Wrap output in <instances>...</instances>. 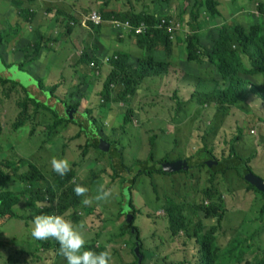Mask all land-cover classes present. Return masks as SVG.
<instances>
[{"label": "rangeland", "instance_id": "rangeland-1", "mask_svg": "<svg viewBox=\"0 0 264 264\" xmlns=\"http://www.w3.org/2000/svg\"><path fill=\"white\" fill-rule=\"evenodd\" d=\"M154 1L116 0L115 7L121 11L133 8L140 11L153 6ZM103 5L99 2L89 3V0H63L46 9L36 2L25 1L19 10L29 14L28 19L23 18L28 26L24 25L18 7L0 6V30L12 37L9 42L0 44V75L20 85L11 90L10 83L3 84L0 80V165L7 175L6 179L0 177V192L9 191L14 197L20 198L14 206H6L9 207L7 211H12L16 217L0 216V264H66L65 259L53 249L50 253L39 255H51L52 261L32 255L34 249L39 247V240L31 235L32 221L39 214L22 195L23 184L13 180L9 169H5L7 160L17 164L27 160L33 165L26 162L20 171H35L50 180V161L53 157H67L77 170L79 183L84 182L88 189L95 178L98 179V188L104 183L114 188V195L107 202H102V207H97L98 202L94 201L85 208L81 204L67 213L73 222L86 224L89 236L86 247L93 244L110 246L112 264L135 263L132 254L134 243L128 242L132 239L131 235H126L119 242H110L108 239L109 236L114 237L111 234L120 233L119 228L126 221L124 213L128 211L129 197L130 205L135 209V226L140 230L139 245L142 246L140 252L145 256L144 264H196L201 246L195 236L198 216H195L194 209L208 189L216 191L224 200L226 208L222 227L216 234L217 249L214 253H218V264L264 262V213L261 212L264 208V192L252 189L250 182L239 175L237 170L243 163L224 174L214 173L207 165L210 159L220 161L229 156L231 140L242 128L243 135L235 147L239 155L248 159L249 169L264 180V101L256 94H248L245 101L249 102V106L246 102H240L227 114L215 104L197 103L195 94L221 87L222 81L215 68L209 71L186 58L190 9L195 5V0H168L167 5H164L171 26L175 28L171 35L173 55L167 57L157 54L156 58L169 62V70L144 79L127 101L113 102L109 104L110 107H104L101 91L112 69L111 57L117 51H127L137 57L141 54L136 49L134 38L129 36L130 30L111 23L115 20H105L100 31L91 26L88 17L93 11H101ZM108 7L111 9L110 5ZM218 7L222 13L220 16L213 17L209 12L199 14L201 30L198 42L200 45L205 44L203 48L206 50L211 48L217 29L223 24L239 23L248 28L257 22L264 23V0H222ZM28 8L36 10L33 17V12ZM196 9L199 12L200 8ZM202 9L206 10L205 7ZM15 17H20V22H13ZM76 17L80 19L79 22ZM69 27H72L70 32ZM39 42L42 44L38 51L36 44ZM101 42H104L103 47ZM86 47L102 62L99 69L89 75L82 67L80 69L76 59ZM41 48L44 51L42 56L43 51L39 53ZM242 61L249 64L245 55ZM78 71L85 75L82 76ZM39 78L46 88L58 84L55 95L61 101L68 100V91L72 86L80 83L85 85L90 99H83L80 110L92 108L97 131H103V139L110 143V149L111 142L118 143L116 148L121 151L125 166L138 161L147 163L148 169L151 164L166 157L175 170L167 175L152 171L149 176L144 172L136 184L130 186V195L125 199L122 183L127 182L123 175L114 177L115 169L111 167L108 154L110 150L90 147L86 151L83 144L86 139L84 135L78 137L80 126L74 122L61 128L51 144L54 135L48 138V126L52 120L39 118L33 103L28 102L27 107L21 104L26 98L23 87L31 96L53 99L50 103L59 107V99L55 100L56 97L50 98V94L43 95L40 92ZM246 80L249 86H263L262 79L257 76H250ZM180 101L183 106H178ZM60 108L62 110L63 107ZM20 113L24 115L25 123L15 129ZM128 114L131 120L123 125ZM151 137L154 138V148L150 144ZM204 146L213 149V155L204 157L202 154V160L197 157L194 159ZM151 152L154 157L149 159ZM184 161L192 166H187L189 169L185 170L176 169V163ZM129 172L125 170L124 174H130L131 179L134 173ZM98 188L91 189L89 195L94 196ZM122 196L124 203H121ZM169 203L184 205L187 216L186 235L181 232L174 240L165 212L171 207ZM204 220L207 227L216 223L215 218ZM105 224L108 225L107 231ZM209 263L214 264L211 260Z\"/></svg>", "mask_w": 264, "mask_h": 264}, {"label": "trees", "instance_id": "trees-1", "mask_svg": "<svg viewBox=\"0 0 264 264\" xmlns=\"http://www.w3.org/2000/svg\"><path fill=\"white\" fill-rule=\"evenodd\" d=\"M34 3L38 0H14L15 6H23V3ZM116 0H105L103 7L101 8V13L104 20H115L113 23L117 27H123L124 29H129V36L133 37L135 44L137 46V51L140 52L141 56H133L127 51H117L110 59V65L112 69L106 77L104 82L103 89L101 91V96L103 98V106L110 107L109 104L113 102H125L128 97L132 96L137 87L141 82L151 76L161 75V73L169 70L171 64L164 60H159L156 58L157 54H164L167 57L173 55V44L171 35L172 32H175V28L171 26V19L167 16L165 12V5L162 0H155L153 6H148L146 9H141L140 11L133 9L123 10L116 9L115 7ZM222 0H195V5L190 9L191 12V21L189 22L190 32L188 36V42L186 45V58L189 61L197 62L198 66H202L207 70H212L215 68V72L220 75L222 81L221 87H216L210 92H202L195 94L194 97H197L198 104H215L219 110L227 114L231 111L240 102H246L249 106V102L245 101L248 94H256L264 101V23L257 22L254 25L246 28L242 24H223L220 26L217 31L213 43L209 50L203 48L205 44L200 45V24L198 22L199 14L202 15L206 13L217 17L220 16L221 11L218 7ZM111 6L109 9L108 6ZM202 7H205L206 10H203ZM196 8H200L199 12ZM30 8H28L29 10ZM20 15L28 19L29 14L21 12ZM31 14L33 17L35 14ZM189 19L190 15L188 14ZM166 20V25L163 26L161 20ZM91 26L98 31L102 29L103 24H94L92 21H89ZM92 22V23H91ZM124 22H128L129 26H124ZM168 26L172 28L171 31L168 30ZM200 26V27H199ZM72 27L68 28L70 32ZM140 29V31H137ZM14 34V33H13ZM94 36V35H92ZM12 37L4 35L0 30V44L3 41L9 42ZM210 42V40L208 41ZM212 42V41H211ZM42 42L36 44L37 50ZM2 45V44H1ZM103 47V43L101 42ZM208 49V47H207ZM43 48L40 49L41 53ZM162 52V53H161ZM1 54V53H0ZM245 55L249 61V64H245L242 61V56ZM77 61L81 67L86 70V75L92 73L93 71L99 69L102 62L95 53L92 54L91 49L86 47L80 56H76ZM92 64V65H91ZM88 66H94L93 68H85ZM95 68V69H94ZM81 71V70H80ZM79 71V72H80ZM82 73V76L85 73ZM250 76H257V78L262 79L263 86H249L248 79ZM1 83H10V89L18 88L20 85L12 81L5 76L0 75ZM38 87L40 92L43 95L50 94V98L56 97L55 100L59 99L55 95L58 84L50 85L52 87H44L42 85L43 81L41 78L37 80ZM44 84V83H43ZM72 86L68 91V100L61 101L60 105L57 107L56 104L52 105L50 100L44 97L31 96L25 88L22 89L26 92V98L21 104L24 107H27L28 102L34 104L37 114L39 113V118L45 117L48 121L52 120V124L48 126L49 134L48 138L53 136L51 144L54 142V137L56 133L61 129L66 127L69 123L74 122L79 124L80 132L78 137L84 135L86 139L83 144H85V150L88 151L90 147L99 149L101 148V142L103 139V131H97L95 126V121L93 119V110L92 108H87V110H80L81 104L84 101L83 99H90L88 90L85 89V85ZM74 87V88H73ZM76 88V89H75ZM39 98V99H38ZM193 98V97H192ZM37 99V100H36ZM102 101V99H101ZM183 106V102H178V106ZM60 107H63L62 110ZM26 110V109H25ZM50 116L51 118H49ZM131 117L126 115L123 121V125H126L130 122ZM25 123V117L20 113L19 119L14 125L15 129L23 126ZM123 129L125 126H122ZM2 125L0 123V130ZM243 135V129H239V134L232 138L231 140V149L230 154L227 158H224L220 161H217V165L211 167L214 170V173H225L227 170L234 167L237 168L241 163L249 164L248 159H245L239 155L235 144L240 140ZM112 148L109 149V156L111 159V167L115 172V176H124V180L127 183H122V194L125 193L128 198L129 190L136 180L146 172L150 174L152 171L150 167L147 168V163H141L136 161L131 166H125L123 163V157L120 150L116 148L117 142H111ZM150 144L154 148V138L151 137ZM204 146L201 148L194 159L197 157L202 160L206 156L213 155V149L206 148ZM102 149V148H101ZM103 150V149H102ZM106 151V150H105ZM104 152V151H103ZM204 154V157L202 156ZM202 156V158H201ZM154 157L153 152L149 155V159ZM166 157L163 160L166 161ZM192 159V157H191ZM27 160H21L20 164L11 162L10 160L5 161L7 165L5 169H9V174L12 175L13 180L18 183L23 184V189L21 191L22 195L27 198L29 204L33 209H37V214L44 213H68L71 210L77 209L81 205V200L84 197L77 196L73 191L76 184H86L83 182L79 183V178H77V170L75 166L72 165L71 171L64 176H60L55 173L53 170L50 171V180L44 177L39 176L34 172H22L21 168L24 166ZM189 163V162H188ZM30 165H33L29 162ZM139 165V166H136ZM182 166V165H181ZM11 170V171H10ZM133 171L134 175L130 179V174H124V171ZM239 175L246 180L244 175L240 173ZM130 173V172H129ZM171 174V172H166V174ZM0 177L3 179L7 178L5 170L0 165ZM214 177V176H213ZM94 178V177H93ZM91 182L89 193L91 189L98 188V179H93ZM213 180V179H212ZM250 187L254 190L260 191L261 189L257 188L256 185L249 183ZM204 198L199 205H196L194 209L195 216H198L196 222V240L201 246L200 258L196 264H210L209 261H213L214 264H218V259L214 251L216 247V234L222 227L223 220L226 214L225 203L222 201L221 197L218 196L215 190L208 189L204 192ZM19 197H14V194L9 191L0 192V216H9L16 217L12 211H7L9 207L14 206L16 201L20 200ZM121 203H124V197ZM129 197V206L128 211L124 213L122 208V213L126 215V222L119 228L120 233L118 235L111 234L114 237L109 236L110 242H119L124 240V237L127 235L130 237L132 235L131 241L128 242L134 243L132 248V254L135 257L134 264H144L145 256L139 245L141 240L137 235V231L132 229V224L135 216V209L130 205ZM168 198V197H167ZM104 201L98 202L97 207H102ZM37 205H46L44 207H38ZM83 205V204H82ZM171 207H168L165 212L168 215L169 222V231L171 232L172 239L176 238L179 233H186L187 227V216L184 213V205L169 203ZM85 208V205H83ZM94 211H92L93 213ZM264 213V208L261 210ZM91 213V214H92ZM216 219V223L207 227L204 222V219ZM109 224V222H108ZM110 225H112L110 223ZM110 227V226H109ZM106 231L108 230V225H104ZM132 231H135L132 233ZM186 235V234H185ZM122 237V238H120ZM120 238V239H119ZM137 240V243H135ZM107 241V242H109ZM1 246V244H0ZM107 244H104V247H99L97 244L88 247L96 251L104 250ZM55 250L58 256H61L59 253V244L55 240L42 241L39 240V247L34 249L32 252L33 256H39L45 252L50 253V250ZM44 258L47 261H52L51 255L39 256V259ZM112 264V262H111ZM259 264H264L261 262Z\"/></svg>", "mask_w": 264, "mask_h": 264}, {"label": "clouds", "instance_id": "clouds-1", "mask_svg": "<svg viewBox=\"0 0 264 264\" xmlns=\"http://www.w3.org/2000/svg\"><path fill=\"white\" fill-rule=\"evenodd\" d=\"M166 162L171 164L168 161ZM50 164L52 170L60 176L66 175L72 168L71 162L67 157H53ZM181 165L182 162L176 163V166L181 167ZM189 165L190 167L192 166L188 163L187 166ZM149 167L151 170V166ZM157 172L167 175L165 174L167 171ZM151 174L152 173L148 175L150 176ZM73 191L77 196L84 197L81 203L85 206L91 205L94 201L107 202L114 195V188L107 187V183L101 184L94 196L89 195L88 187L83 184H76ZM37 206L44 207L46 205ZM32 225L31 235L35 239L42 241L52 239L58 242L59 253L65 259L66 264H111L112 262L110 246H106L105 249L101 251L86 247L89 240L86 224L84 222H73L68 217L67 213H44L35 215Z\"/></svg>", "mask_w": 264, "mask_h": 264}, {"label": "water", "instance_id": "water-1", "mask_svg": "<svg viewBox=\"0 0 264 264\" xmlns=\"http://www.w3.org/2000/svg\"><path fill=\"white\" fill-rule=\"evenodd\" d=\"M101 148L103 150L108 151L110 149V143H107L104 139H102L101 142ZM217 161L210 159L207 161V165L209 167H212L213 165H217ZM187 161L182 162V166H176V169L179 168H184V169H188L187 167ZM151 170H155V171H173L175 170L173 168L172 164H168L166 161H157L156 163L151 165ZM238 170L240 173H242L244 175V177L246 178L247 181H249L250 183L254 184L257 186V188L261 189V191L264 192V180L263 178H261L260 176H258L257 174L253 173L247 164L243 163L238 167ZM135 231H132V233H134Z\"/></svg>", "mask_w": 264, "mask_h": 264}, {"label": "crops", "instance_id": "crops-1", "mask_svg": "<svg viewBox=\"0 0 264 264\" xmlns=\"http://www.w3.org/2000/svg\"><path fill=\"white\" fill-rule=\"evenodd\" d=\"M82 1H84V0H82ZM63 2V0H38L37 1V5L39 6V5H42V6H44L46 9H48V8H52V7H54V5L56 6L57 4H59V3H62ZM98 2L99 3H102V4H104L105 3V0H98ZM98 2H96V1H92V0H89V3H92V4H97ZM0 6L1 7H9V8H14V6H15V2H14V0H1V2H0ZM136 7V6H135ZM29 11H31V12H35L36 10H34L33 8H30L29 9ZM16 19L13 21V22H20V17H15ZM23 16H22V21L24 22V20H23ZM76 19L78 20V22H79V20L80 19H78L77 17H76ZM73 24H74V22H72ZM37 23H34V25H36ZM53 24H56L55 23V21H53ZM24 25H27L28 26V23H25L24 22ZM18 26V25H17ZM30 28H32V25H30L29 26ZM39 27L42 29V27L39 25ZM23 30V29H22ZM28 31H30V30H28ZM30 33V32H29ZM102 43H104V42H102ZM110 43V42H109ZM43 53H44V51L41 53V56L43 55ZM41 56H40V58H41ZM39 58V59H40ZM78 73L80 74V72L78 71ZM56 84V83H55ZM135 221H136V218H134V221H133V224H132V228L133 229H135L136 231H137V235L139 236L140 235V230H139V228H138V226H135ZM131 238H132V235H131ZM133 239V238H132ZM111 253H112V250H111ZM113 262V261H112Z\"/></svg>", "mask_w": 264, "mask_h": 264}, {"label": "built area", "instance_id": "built-area-1", "mask_svg": "<svg viewBox=\"0 0 264 264\" xmlns=\"http://www.w3.org/2000/svg\"><path fill=\"white\" fill-rule=\"evenodd\" d=\"M89 21H92L94 24H103L105 22L103 15L100 11H93L90 16L88 17ZM161 23L164 25H166V20L162 19ZM124 26L128 27L129 23L128 22H124ZM168 30L171 31L172 28L170 26H168ZM137 31H140V29H138Z\"/></svg>", "mask_w": 264, "mask_h": 264}, {"label": "flooded vegetation", "instance_id": "flooded-vegetation-1", "mask_svg": "<svg viewBox=\"0 0 264 264\" xmlns=\"http://www.w3.org/2000/svg\"><path fill=\"white\" fill-rule=\"evenodd\" d=\"M126 220H127V219H126ZM125 222H126V221H125ZM125 222H124V223H125ZM132 229H133V228H132ZM134 230H135V229H134ZM135 243H137V240H135Z\"/></svg>", "mask_w": 264, "mask_h": 264}]
</instances>
